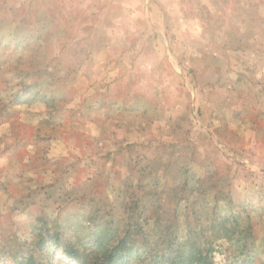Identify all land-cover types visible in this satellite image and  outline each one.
Listing matches in <instances>:
<instances>
[{
	"label": "rangeland",
	"instance_id": "rangeland-1",
	"mask_svg": "<svg viewBox=\"0 0 264 264\" xmlns=\"http://www.w3.org/2000/svg\"><path fill=\"white\" fill-rule=\"evenodd\" d=\"M44 222L93 256L130 235L132 264L189 235L264 264V0H0V264Z\"/></svg>",
	"mask_w": 264,
	"mask_h": 264
},
{
	"label": "trees",
	"instance_id": "trees-1",
	"mask_svg": "<svg viewBox=\"0 0 264 264\" xmlns=\"http://www.w3.org/2000/svg\"><path fill=\"white\" fill-rule=\"evenodd\" d=\"M20 95V94H19ZM231 205V199L227 200ZM241 208L235 210L233 206L227 208L224 213H219L216 223L221 228L224 234L230 235L229 238H234V241L240 243L242 252L248 250L253 244L254 236L247 227H241L240 222ZM102 235H97L94 239L89 240L91 246L97 247L94 256L82 252L75 246L70 236L67 235L66 229L60 224L56 223L53 231L46 226L44 222L39 228L37 237L32 241L30 249H19V251H11V259L13 264H38L35 256V250H43L49 252L50 248L58 247L62 254L68 260H74L78 264H132L133 261V246L130 244V235H125L117 240L109 241L106 247L107 238L109 235L103 232ZM175 238H165L162 244L158 243L155 247H144V252L141 255H146L145 260H138V264H216L213 261L212 251L214 247L209 239L204 242L199 238L188 236L182 243H175ZM143 243V242H142ZM207 243V246H203ZM160 244V245H159ZM94 250L91 251L93 253ZM250 261L244 260L241 263L235 264H249Z\"/></svg>",
	"mask_w": 264,
	"mask_h": 264
}]
</instances>
